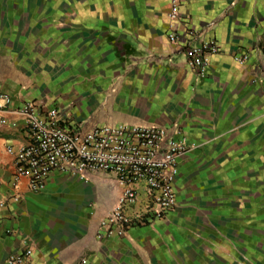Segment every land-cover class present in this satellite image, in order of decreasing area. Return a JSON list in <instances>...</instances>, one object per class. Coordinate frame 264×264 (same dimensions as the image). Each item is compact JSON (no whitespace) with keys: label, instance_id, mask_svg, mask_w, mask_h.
Here are the masks:
<instances>
[{"label":"crops","instance_id":"crops-1","mask_svg":"<svg viewBox=\"0 0 264 264\" xmlns=\"http://www.w3.org/2000/svg\"><path fill=\"white\" fill-rule=\"evenodd\" d=\"M45 7L68 60L98 70L76 90L82 109H71L75 98L46 107L84 130L163 126L190 149L179 159L178 205L167 219L101 240L100 221L121 188L103 174L83 180L58 172L38 192L26 180L12 188L6 148L29 136L23 119L8 114L18 128L0 130V264L25 247L35 264H264V0H50ZM210 41L219 51L201 77L186 50ZM0 89L14 107L33 102L20 85Z\"/></svg>","mask_w":264,"mask_h":264},{"label":"built area","instance_id":"built-area-1","mask_svg":"<svg viewBox=\"0 0 264 264\" xmlns=\"http://www.w3.org/2000/svg\"><path fill=\"white\" fill-rule=\"evenodd\" d=\"M177 12L175 3L172 19L177 18ZM170 40L179 41L174 34ZM218 51L215 41L189 47L186 56L190 68L205 76L209 56ZM247 59L246 55L237 57L240 63ZM8 114L23 119V128L29 136L28 144L6 148L14 156L12 188L18 189L26 180L28 189L38 192L56 172L83 180L92 174H103L121 188L115 206L100 221L99 239L128 238L132 228L152 227L176 209L179 159L190 148L166 127L104 124L84 130L58 108L34 101L14 107L12 97L0 89V130L18 128ZM4 184L0 176V188ZM5 206L6 202L0 201V208ZM33 254L31 248L25 247L11 254L5 264H35ZM80 264H88V260L83 259Z\"/></svg>","mask_w":264,"mask_h":264},{"label":"rangeland","instance_id":"rangeland-1","mask_svg":"<svg viewBox=\"0 0 264 264\" xmlns=\"http://www.w3.org/2000/svg\"><path fill=\"white\" fill-rule=\"evenodd\" d=\"M22 1L0 0V86L20 85L30 94L29 101H40L45 106L63 108L68 99L75 98L71 109H82L83 103L74 97L76 90L83 77L93 76L98 70L94 72L93 65L73 64L72 57L68 60L61 48L63 38L52 35L46 24L47 12L52 8L45 5L50 0ZM22 4L25 7H20ZM260 187L264 224V182ZM262 245L264 253V236Z\"/></svg>","mask_w":264,"mask_h":264}]
</instances>
